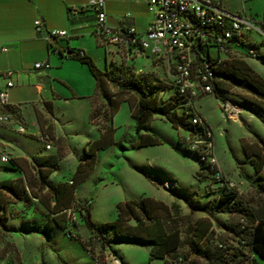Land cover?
<instances>
[{"label":"rangeland","instance_id":"obj_1","mask_svg":"<svg viewBox=\"0 0 264 264\" xmlns=\"http://www.w3.org/2000/svg\"><path fill=\"white\" fill-rule=\"evenodd\" d=\"M225 4L260 27L264 23V0H225ZM242 31L248 42L258 45L264 42V34L255 30ZM93 37H80L72 42L78 45L85 42L89 45L95 64L102 67L105 59L109 63L114 56L107 54L105 59L99 56L93 47L97 37ZM227 53L240 56L231 50ZM168 59L164 55L153 61V55L148 53L137 59L130 58L128 64L136 71V76L143 80L152 82L156 79L168 83L172 74V60ZM248 59L250 58L246 57ZM251 62L262 67L258 58H253ZM145 87L142 86V89H147ZM227 88L229 92L223 102L240 107L236 116L222 115L218 99L213 94L197 97L194 107L213 134V153L222 175L234 183L238 193L247 198L255 197L252 189L254 169L241 144L257 142L258 135L264 139V114L258 118L248 113V109L256 108L241 98L247 95L246 90L228 85ZM115 89L112 87L110 92L114 93ZM67 91L68 99L54 101V117L51 119L55 132L61 139L56 144L60 148L63 162L57 170V178L64 180L70 175L82 140L98 136L96 127L113 123L115 143L98 151L92 173L75 192L76 201L85 200L90 206L93 221H112L117 215V203L141 197L177 205L178 210L172 212V217L177 219L182 235L187 227L207 215L197 208L212 207L216 203V196L209 180L197 173L195 153H189L178 142V137L188 136L183 130L174 129L165 117L155 115L149 127L159 138L160 144L135 147L138 134L134 133V119L127 102L119 104L112 122L107 97L95 100L94 110L89 117L90 100L74 97L68 89ZM138 95L139 91L131 90L123 98L134 106ZM34 143L43 147L42 142ZM3 167L4 164L0 163V179H13L17 176L15 171L8 172ZM57 178H49L47 183L55 184ZM74 206L78 208L77 205ZM0 214L3 215L1 209ZM6 216L8 217L4 222L0 221V264H97V260L100 264H160V260L150 259V246L146 243L112 242L101 250L97 240L83 224L77 226L75 239H67L63 229L57 227L52 216L37 200L22 198L9 204ZM208 219L213 224L216 233L214 237L223 235L221 224L228 217L215 213ZM81 243L87 245L86 250ZM185 250L184 248L183 252ZM253 264H264V259L256 255Z\"/></svg>","mask_w":264,"mask_h":264},{"label":"trees","instance_id":"obj_2","mask_svg":"<svg viewBox=\"0 0 264 264\" xmlns=\"http://www.w3.org/2000/svg\"><path fill=\"white\" fill-rule=\"evenodd\" d=\"M264 28V23L261 25ZM208 38L198 45L196 64L208 61L214 79L212 87L214 96L218 92H229L227 85L246 90L241 96L257 110L264 111V79L255 72L243 59L226 58V53L219 50L216 36L221 28L209 27ZM232 36L226 40V46L238 39ZM264 44V42H263ZM252 47H247V54ZM80 50L72 51L71 56L86 64L96 79V92L108 98L109 109L113 116L121 102L126 101L123 95L129 91H139V95L130 109L135 118V133L138 134L136 146H153L160 140L150 130V122L155 115H161L174 129H181L191 139L178 137V142L189 153L196 155L197 173L214 189L216 203L212 207H198L207 215L195 221L185 229L184 235L172 212H177V205H167L161 200L150 197L125 200L116 205L117 215L114 220L96 223L91 218V208L85 200L76 201L77 187L86 181L97 161V150L106 149L113 143L112 125H109L101 136L88 142L69 181L56 184L47 183L49 175L56 170V161L49 157H34L37 166V178L6 180L0 183V221L6 216L7 206L22 198L37 200L52 216L59 229H63L67 239L76 238V228L80 224L97 240L101 250L112 242H139L149 247L150 259L160 260V264H253L256 255L264 259V139L258 136L257 142L242 143L241 148L254 169L252 189L255 197L247 198L236 190V187L223 184L227 178L218 177L210 165L201 159L203 143L192 146L196 139H206L208 124L203 121L194 123L193 114L184 105V97L179 94L171 74L168 83L161 80L146 81L136 76L129 68L111 64L109 71H101L92 58ZM172 67V65H171ZM136 76V77H135ZM223 80V81H222ZM226 80V81H225ZM158 82V83H156ZM107 84V90L104 88ZM144 84L147 89H142ZM110 86V87H109ZM115 87L114 93L111 88ZM8 111L13 113V108ZM146 131V132H142ZM142 132V133H141ZM194 140V141H193ZM41 160V161H40ZM9 163L15 164L11 158ZM170 181V180H169ZM74 205H77L76 208ZM67 209H72L76 221L70 224ZM215 213L227 215L228 219L221 224L224 234L217 235L208 218ZM70 232V235H68ZM109 234V235H108ZM86 250L87 245L81 243ZM186 249L183 252V249ZM89 250V249H87ZM97 264L100 261L97 260Z\"/></svg>","mask_w":264,"mask_h":264},{"label":"crops","instance_id":"obj_3","mask_svg":"<svg viewBox=\"0 0 264 264\" xmlns=\"http://www.w3.org/2000/svg\"><path fill=\"white\" fill-rule=\"evenodd\" d=\"M90 1L0 0V89L5 87L6 82L3 73L8 70L14 72V86L8 90L10 108L14 110L11 113L13 120L11 123H0V148L15 159V164L9 165V162L6 164L1 160L0 163L4 164L3 169L5 171H15L17 173V176L13 179L1 178L0 183L19 178L23 180L26 178H37V166L34 157L40 156L49 157L51 160L56 161V170L49 175L47 180L49 178H57L59 176L57 175V170L63 162L59 151L60 148L56 145L58 140L61 139L56 134L51 122L54 117V101L61 98L68 99V89L74 97L90 100V117L94 110L95 100L105 97L96 92V79L89 67L71 56L72 51L83 50L87 56H90L92 60L94 59L89 45L85 42L79 45L72 42L73 39L78 40L80 37L82 39L85 37L92 38L95 35L93 32L95 30L96 16L94 11L88 7ZM223 7L231 13L240 14L227 6L225 0H223ZM104 9L107 23L116 28L132 26L136 31L143 32L153 18L152 12L148 9L147 0H104ZM127 13H130V16H126ZM36 19H40L42 22L43 28L41 31H37L34 26ZM53 29L65 30L67 36L46 40L47 31ZM96 37L95 46L93 47L99 53L98 55L104 57V59L107 54L114 56L109 63L105 59L102 67L96 65L101 71H109L111 64L115 63L116 65L129 68L136 74L133 67L128 64L130 58L137 59L143 55H148V53L138 52L135 49L119 46L107 47L103 44L100 37ZM247 47H252L257 56L247 54ZM229 50L240 56H232L230 53L222 56L243 59L264 79L263 43L258 45L257 43L248 42L242 31L238 39L229 43ZM166 56L167 60H169L170 56ZM246 57L250 59L246 60ZM253 58H258L262 67L253 64L251 62ZM159 59L160 57L153 56V61ZM35 63H46V65L35 68ZM104 88L105 90L108 89L107 84H104ZM226 94V92L219 91V101H225L227 99ZM201 95L203 93L199 96ZM124 102L129 104L127 99ZM243 111H245L244 106ZM247 111L250 115L258 118L263 117L262 114H264V111L256 109H248ZM132 118L134 119V130L135 118L133 116ZM18 121L25 125V133L16 131L15 127ZM108 126L100 128L95 126L98 136H90V138L80 142L79 154H75L76 162L73 168H69L71 170L70 175L64 180L57 178L56 183L69 181L82 158L84 147H87L88 142L98 139L102 131ZM47 134L49 138L43 139L42 136ZM34 142H42L43 147L36 145ZM114 143L113 137L111 145ZM47 145L49 148L46 147ZM99 150L96 152L97 156ZM262 172H264V168ZM225 216L227 217V215Z\"/></svg>","mask_w":264,"mask_h":264},{"label":"built area","instance_id":"obj_4","mask_svg":"<svg viewBox=\"0 0 264 264\" xmlns=\"http://www.w3.org/2000/svg\"><path fill=\"white\" fill-rule=\"evenodd\" d=\"M148 9L153 14L151 22L143 32H138L132 26L116 28L110 26L106 21L104 0H91L88 7L96 16L94 34L100 37L107 47L119 46L127 49H135L138 52L149 53L155 57L169 55L172 60V77L180 95L184 97V105L189 107L193 114L192 121L201 123L204 120L199 116L194 101L201 94H213L212 73L210 63L203 61L196 64L198 45L208 38L209 27L221 28V33L216 36L219 50L227 53L229 48L226 40L232 36H240L242 30H255L264 34V28L257 25L251 19L243 17L238 13H231L224 9L223 0H147ZM126 16H130L127 13ZM37 31L43 28L40 19L34 21ZM65 30H49L45 36L46 40L66 37ZM80 55L85 52L79 51ZM253 54L254 50L250 49ZM172 56V57H171ZM46 63H35V68L45 66ZM13 71L3 73L6 80L5 87L0 89V123H11L13 115L8 111L11 104L8 100V90L14 86ZM222 115L236 116L240 107L229 102L219 101ZM16 131L25 133L26 127L23 123L17 122ZM206 139L194 141L195 145L203 143L201 159L208 162L210 168L218 177H222L215 155L213 153L214 139L210 128L207 129ZM43 139L49 135H43ZM187 139L191 137L187 136ZM49 148V146H46ZM12 157L0 148V160L8 163ZM229 186H235L231 180L226 179ZM70 224L76 221L75 212L67 209ZM70 235V232H68Z\"/></svg>","mask_w":264,"mask_h":264}]
</instances>
